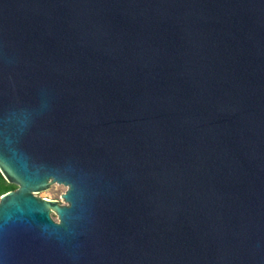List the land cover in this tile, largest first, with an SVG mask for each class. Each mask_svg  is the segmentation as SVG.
<instances>
[{
    "label": "water",
    "instance_id": "water-1",
    "mask_svg": "<svg viewBox=\"0 0 264 264\" xmlns=\"http://www.w3.org/2000/svg\"><path fill=\"white\" fill-rule=\"evenodd\" d=\"M0 173V264H264V0H0Z\"/></svg>",
    "mask_w": 264,
    "mask_h": 264
},
{
    "label": "rangeland",
    "instance_id": "rangeland-1",
    "mask_svg": "<svg viewBox=\"0 0 264 264\" xmlns=\"http://www.w3.org/2000/svg\"><path fill=\"white\" fill-rule=\"evenodd\" d=\"M66 187L62 184H50L45 190L38 191L35 194L40 197L57 200L58 203H63L60 194L65 191ZM51 217L56 220V215L53 211L50 212Z\"/></svg>",
    "mask_w": 264,
    "mask_h": 264
},
{
    "label": "trees",
    "instance_id": "trees-1",
    "mask_svg": "<svg viewBox=\"0 0 264 264\" xmlns=\"http://www.w3.org/2000/svg\"><path fill=\"white\" fill-rule=\"evenodd\" d=\"M15 188L16 185L6 182L2 174L0 173V195L8 190H12Z\"/></svg>",
    "mask_w": 264,
    "mask_h": 264
}]
</instances>
